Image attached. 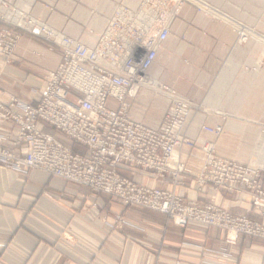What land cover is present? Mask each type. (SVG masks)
Listing matches in <instances>:
<instances>
[{
    "label": "crops",
    "instance_id": "1",
    "mask_svg": "<svg viewBox=\"0 0 264 264\" xmlns=\"http://www.w3.org/2000/svg\"><path fill=\"white\" fill-rule=\"evenodd\" d=\"M0 1L25 10L64 36L90 46L116 6L135 8L140 0ZM204 1L224 12L233 11L219 0ZM257 2L246 0L238 5L253 15L259 12ZM251 24L264 35L258 23ZM3 27L5 24L0 23V31ZM17 32L13 63L3 69L0 89L4 95L34 105L40 97L44 74L57 69L61 54L47 41L29 32ZM169 32L157 51L149 77L196 109L188 118V136L214 141L220 158L241 165L264 156V69L249 71L264 61L259 44L237 45L227 25L201 16L189 5L181 8ZM137 99L130 117L155 127L166 111L162 101H150L145 91ZM138 102L153 103L143 117ZM201 126H220L222 133L213 137L201 132ZM13 129L11 122H0V134ZM0 146L21 154L9 143ZM184 157L189 167H200L197 150L184 152ZM121 173L130 177L129 173ZM132 179L148 187L171 190L167 182L139 176ZM175 192L186 201L201 205L211 203L214 195L210 188L200 194L191 188ZM213 202L233 216L247 215L264 226V215L253 211L250 203L237 195L221 193L215 195ZM116 216H122L129 226L110 227ZM0 262L264 264V241L239 236L235 242H227L222 230L196 224L179 228L164 215L124 207L107 196L92 195L83 187L41 172L14 173L0 166Z\"/></svg>",
    "mask_w": 264,
    "mask_h": 264
},
{
    "label": "built area",
    "instance_id": "2",
    "mask_svg": "<svg viewBox=\"0 0 264 264\" xmlns=\"http://www.w3.org/2000/svg\"><path fill=\"white\" fill-rule=\"evenodd\" d=\"M185 5L222 19L198 0H140L135 8L116 6L93 44L86 46L29 12L0 1V23L5 24L0 31V82L3 69L13 63L19 40L15 29L50 42L61 54L57 69L44 74L36 104L23 103L0 89V122L14 126L11 133L0 134V144L21 150L16 155L0 146V166L14 173L41 172L124 207L164 215L179 228L196 224L222 230L227 242H235L239 236L264 241L263 225L247 215L233 216L213 202L215 195L234 194L264 215V156L241 165L220 158L213 141L190 138L188 118L196 109L163 85L155 84L167 104L155 127L130 117L139 93L154 89H148L152 82L149 71ZM232 26L236 44H246L250 35L240 24ZM258 70L259 66L249 69ZM109 101L115 109L109 108ZM46 127L67 138L72 147L55 139ZM200 131L218 137L222 128L201 126ZM195 150L201 161L197 169L189 167L184 157V152ZM135 176L167 182L171 190L138 184L132 179ZM189 188L199 194L210 188L212 202L186 201L175 192ZM127 226L122 216H116L110 225L116 229Z\"/></svg>",
    "mask_w": 264,
    "mask_h": 264
},
{
    "label": "rangeland",
    "instance_id": "3",
    "mask_svg": "<svg viewBox=\"0 0 264 264\" xmlns=\"http://www.w3.org/2000/svg\"><path fill=\"white\" fill-rule=\"evenodd\" d=\"M198 1L204 2L206 5H208L213 10V14L216 13L219 17L221 15L222 19H220V18L219 19H215L214 15H213L214 17L206 16V15L202 14L200 11H198L195 7H193L195 9L196 13L200 14L201 16H203V17H205V18H207V19H209L211 21L227 25L230 28L232 34H234L232 25H234L236 23L240 24L241 26H243L245 31L250 35V40H248L247 43L254 42V43L259 44V46L261 47V57H264V35L261 32H259L258 30L255 29L256 28L255 25L251 24V23H258L260 29L261 30L264 29V0H258L257 4H255V6L258 7L259 12H258V14H253V15L248 13L247 12L248 10L245 7H243L241 5H238V4H240V1H245L246 2V0H219L221 3L225 4V6L227 8L230 7L234 12L233 11L224 12L223 10H221V8L215 7L214 5L209 4V3H207L204 0H198ZM2 29H4V27ZM17 30L26 32L25 29H23V30L22 29H15V33L16 34L18 33ZM17 35L19 36V33ZM258 39H260V40H258ZM42 40H44V39H42ZM51 46H52L53 49H58V48L54 47L53 45H51ZM263 69H264V61H262L260 63V65H259V70H263ZM156 85H159V84H156ZM143 91H145L149 95V97L151 99L150 101H152V102L162 101V103H163L162 109L165 110V108L167 106L166 101H165V99L162 96L157 94V88L154 87V89H152V90L143 89L139 93V95H141V93ZM139 95H138V97H139ZM137 98L135 99V101L136 100L138 101ZM135 101L132 104L131 110L134 108ZM152 102L151 103L150 102L149 103H143V104H141L142 102H138L142 117L146 114V109L152 108V105H153ZM108 104H109L108 106H109L110 109H115L116 106H115V104L113 102L109 101ZM141 108L143 110H141ZM48 129L49 130L47 132L49 134H51L55 139H57L59 142H61L62 144L66 145L68 147H72V143L67 138H65L64 136L60 135L59 133L53 131V129H51V128H48ZM261 134L264 135V129L262 130ZM254 161H256V160H254Z\"/></svg>",
    "mask_w": 264,
    "mask_h": 264
},
{
    "label": "bare ground",
    "instance_id": "4",
    "mask_svg": "<svg viewBox=\"0 0 264 264\" xmlns=\"http://www.w3.org/2000/svg\"><path fill=\"white\" fill-rule=\"evenodd\" d=\"M255 36H256V35H255ZM257 37H258V36H257ZM152 86L155 87V83H154L153 81L151 82V85L149 86V89H151ZM147 87H148V86H147Z\"/></svg>",
    "mask_w": 264,
    "mask_h": 264
}]
</instances>
